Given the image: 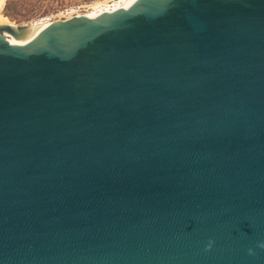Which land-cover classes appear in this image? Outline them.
Listing matches in <instances>:
<instances>
[{
    "label": "water",
    "instance_id": "obj_1",
    "mask_svg": "<svg viewBox=\"0 0 264 264\" xmlns=\"http://www.w3.org/2000/svg\"><path fill=\"white\" fill-rule=\"evenodd\" d=\"M0 264H264V0L0 25Z\"/></svg>",
    "mask_w": 264,
    "mask_h": 264
},
{
    "label": "rangeland",
    "instance_id": "obj_2",
    "mask_svg": "<svg viewBox=\"0 0 264 264\" xmlns=\"http://www.w3.org/2000/svg\"><path fill=\"white\" fill-rule=\"evenodd\" d=\"M117 1L119 0H0V20L12 25L37 26L68 20Z\"/></svg>",
    "mask_w": 264,
    "mask_h": 264
},
{
    "label": "bare ground",
    "instance_id": "obj_3",
    "mask_svg": "<svg viewBox=\"0 0 264 264\" xmlns=\"http://www.w3.org/2000/svg\"><path fill=\"white\" fill-rule=\"evenodd\" d=\"M2 1V0H1ZM124 0H119L117 2H113L112 4L110 5H106L105 7L103 8H100L98 10H95V11H92L90 12L91 13V17H96L98 16L99 14L103 13V12H106V11H109V10H112L114 7H116L117 5H119L121 2H123ZM88 14V13H87ZM0 23H4L3 20H0ZM6 24V23H4Z\"/></svg>",
    "mask_w": 264,
    "mask_h": 264
}]
</instances>
